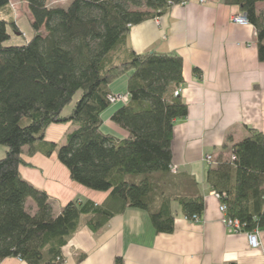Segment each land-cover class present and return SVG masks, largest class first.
<instances>
[{
  "label": "trees",
  "instance_id": "1",
  "mask_svg": "<svg viewBox=\"0 0 264 264\" xmlns=\"http://www.w3.org/2000/svg\"><path fill=\"white\" fill-rule=\"evenodd\" d=\"M23 1L32 35L6 45L18 33L15 0H0V146L6 149L0 159V263L15 258L63 264L62 250L83 220L97 233L127 209L146 212L157 234L173 232L174 205L197 222L203 213L200 188L171 165L174 122L187 114L175 94L183 83L182 60L176 54L138 55L127 44L131 27L189 0H69L65 7ZM224 3L246 15L264 63V0ZM124 75L121 95L128 102L111 104L110 85ZM113 105L119 107L110 122L122 138L101 130V115ZM67 123L72 129L62 144L45 140L49 126ZM23 148L28 156L56 153L73 183L107 197L101 204L75 199L55 214L48 195L19 174L27 166ZM214 163L205 183L225 207L224 217L237 221L243 233L263 230L264 134L250 131L230 147L228 158L220 155Z\"/></svg>",
  "mask_w": 264,
  "mask_h": 264
},
{
  "label": "crops",
  "instance_id": "2",
  "mask_svg": "<svg viewBox=\"0 0 264 264\" xmlns=\"http://www.w3.org/2000/svg\"><path fill=\"white\" fill-rule=\"evenodd\" d=\"M239 14L238 7L224 0H207L205 5L189 0L131 27L127 37L138 55L176 54L182 60L183 83L177 91L187 114L174 122L171 165L177 173L191 175L200 188L203 213L198 221H187L176 205L171 234L155 233L148 214L138 209L113 217L97 233L83 220L62 250L63 264H264V229L257 233L258 248L251 249L245 233L222 224L220 202L205 183L207 157L228 158L230 147L250 131L264 134V63L257 58L254 28L232 22ZM126 77L110 85L112 94L125 93ZM116 109L102 113L101 130L122 138L125 134L110 122ZM71 129L69 123L53 124L45 140L60 145ZM22 151L27 166L19 167L21 178L48 195L55 214L75 199L101 204L107 197L73 183L56 153L46 158ZM0 264L26 263L8 258Z\"/></svg>",
  "mask_w": 264,
  "mask_h": 264
},
{
  "label": "rangeland",
  "instance_id": "3",
  "mask_svg": "<svg viewBox=\"0 0 264 264\" xmlns=\"http://www.w3.org/2000/svg\"><path fill=\"white\" fill-rule=\"evenodd\" d=\"M68 2H69V0H47V5H48V7H57V6L65 7L68 4ZM185 3H187V2H185ZM185 3H183V4H185ZM198 3L200 5H205L207 3V0H204L203 3L199 2V0H198ZM12 7L14 8V11H15L14 12L15 14L12 17V20L15 22V24L17 26L18 33L15 35L13 33H11V40L8 41L6 43V45L22 44L25 39H29L32 35V31L30 28V15L28 13L27 6L24 3V1L23 0H15V2L12 3ZM122 79H124V78H122ZM112 95L117 96L118 94H112ZM71 106L68 107L66 109V111H69ZM114 106L117 108L119 107V105H113L111 107H114ZM103 130H107L106 126H103ZM2 149H4V147L0 146V151H2ZM2 156L3 155L0 154V159ZM210 158H211L210 161H208L210 163V165L208 163L209 167L215 165V163H214L215 159L213 157H210ZM173 168H174V166H173ZM173 171L176 172V168H174ZM27 209L30 213L34 212V205L31 203L28 204Z\"/></svg>",
  "mask_w": 264,
  "mask_h": 264
},
{
  "label": "built area",
  "instance_id": "4",
  "mask_svg": "<svg viewBox=\"0 0 264 264\" xmlns=\"http://www.w3.org/2000/svg\"><path fill=\"white\" fill-rule=\"evenodd\" d=\"M199 2L203 3L204 0H199ZM232 22L239 26H248V21L245 14H239L236 17L232 19ZM175 94H179V91H177ZM109 101L111 104L119 103V104H125L128 102V96L127 95H117V96H110ZM210 157H207V163L210 161ZM233 159V158H232ZM210 165V163H209ZM176 168V167H174ZM172 167V171L174 170ZM174 172V171H173ZM216 199H219L218 195L214 194ZM219 211L223 214L222 224L225 227H228L232 232L240 233L241 232V226L237 221H231L224 217L225 213V207L222 205H219ZM257 233L258 230H254L249 233H245L247 237L248 245L251 249H257L258 248V242H257Z\"/></svg>",
  "mask_w": 264,
  "mask_h": 264
}]
</instances>
